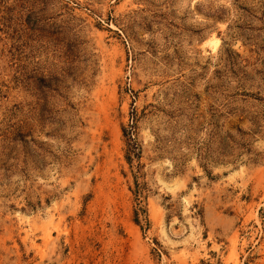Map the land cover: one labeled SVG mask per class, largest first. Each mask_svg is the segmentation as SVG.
I'll return each mask as SVG.
<instances>
[{
    "label": "rangeland",
    "instance_id": "rangeland-1",
    "mask_svg": "<svg viewBox=\"0 0 264 264\" xmlns=\"http://www.w3.org/2000/svg\"><path fill=\"white\" fill-rule=\"evenodd\" d=\"M0 264H264V0H0Z\"/></svg>",
    "mask_w": 264,
    "mask_h": 264
},
{
    "label": "bare ground",
    "instance_id": "bare-ground-1",
    "mask_svg": "<svg viewBox=\"0 0 264 264\" xmlns=\"http://www.w3.org/2000/svg\"><path fill=\"white\" fill-rule=\"evenodd\" d=\"M47 237V236H46Z\"/></svg>",
    "mask_w": 264,
    "mask_h": 264
}]
</instances>
